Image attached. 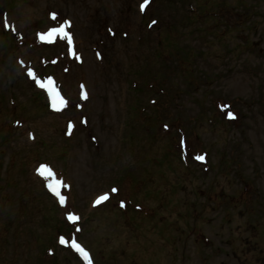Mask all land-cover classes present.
<instances>
[{"label":"rangeland","instance_id":"obj_1","mask_svg":"<svg viewBox=\"0 0 264 264\" xmlns=\"http://www.w3.org/2000/svg\"><path fill=\"white\" fill-rule=\"evenodd\" d=\"M139 1L109 0L123 12L131 5L123 15L103 0H8L9 15L0 14V30L7 20L16 34L9 44L0 39V126L7 124L8 137L0 130V264H82L70 249L75 239L90 250L92 264H264V0H151L141 26ZM48 10L73 22L80 39L78 55L52 69L59 82L53 92L64 100L59 110L44 107L53 99L49 92L43 98L45 87L28 75L41 71L45 56L59 55L58 47L37 44L52 24L36 27ZM244 15L250 19L237 27L245 29L238 45L222 47L235 32H220ZM125 21L127 38L120 34ZM107 26L117 28L115 38ZM248 38L250 51H240ZM38 92L41 104L32 96ZM216 100L245 113L242 127L207 123L211 116L223 122ZM163 117L178 119L168 136ZM178 137L189 154L199 145L208 150L207 172L168 156ZM41 165L50 176L38 174ZM49 184L60 186L63 204ZM112 185L119 195L93 210ZM208 189L215 196L204 208L197 193ZM239 191L240 209L253 214L215 202L216 194L236 198ZM69 213L79 217L78 228L67 222ZM57 232L69 240L65 250L56 246Z\"/></svg>","mask_w":264,"mask_h":264},{"label":"snow or ice","instance_id":"obj_2","mask_svg":"<svg viewBox=\"0 0 264 264\" xmlns=\"http://www.w3.org/2000/svg\"><path fill=\"white\" fill-rule=\"evenodd\" d=\"M147 2H148V0H144V3H142V4L140 5L141 11L144 10V7H145V5L147 4ZM54 15H55V14H53V18H54ZM153 23H155V22L153 21ZM4 27H5V28H8V27H9V24H8L7 20L4 21ZM66 27H68V22H67V21H65V22L63 23L62 26H58V27L52 28V29H50V30H49L48 32H46V33L39 34V38H40L42 41H49V42H50L54 37H56V36H60V37H62V38H65V39H67L68 44H69V54H73V53H72V47H71V43H72V41H71V37H70L69 34L64 30ZM28 75H29L30 77H32L33 79H35L34 74L32 73L31 70H29ZM37 83H38V85H39L40 87H45V88L47 89V91L49 92V95H50V96L52 97V99H53V106H54L55 108H57V110H59V107L62 106V105L64 104V100H63L62 97H60L59 95H57V94H55V93L53 92L52 87H49V85L51 84V81L49 80L47 83H41V82L37 81ZM84 95H85V94H84L83 91H82V92H81V96H82V98H84ZM229 118H233L231 113H229ZM69 128H71V124L69 125ZM196 159H198V160H202L203 157H201V156H197ZM37 172H38V174L41 175V176H45L46 173H47L48 176L51 175L50 170L47 169L46 166H44V165H41L40 168L37 169ZM48 188H49V190H50L54 195L57 196V198L60 200L61 204H63L64 199H63V197L60 195V193L57 191V187H56V185H54V184H49V185H48ZM113 191H115V189H113ZM106 198H107V194H103L102 196L98 197L96 203H99L101 200L106 199ZM122 206H123V205H122ZM67 218H68L69 221H73V222L77 219V218H76L75 216H73V214H71V213L68 214V217H67ZM60 243H61V244H65V243H66V241L64 240L63 237L60 238ZM71 247H72L77 253L80 254V256L82 257V259L84 260V264H91V261H90L89 258H88V253H87V252H86V251H85V250H84L79 244H77V243H75V242L73 241L72 244H71Z\"/></svg>","mask_w":264,"mask_h":264},{"label":"bare ground","instance_id":"obj_3","mask_svg":"<svg viewBox=\"0 0 264 264\" xmlns=\"http://www.w3.org/2000/svg\"><path fill=\"white\" fill-rule=\"evenodd\" d=\"M77 38V42L79 43V45H80V39L78 38V37H76Z\"/></svg>","mask_w":264,"mask_h":264}]
</instances>
